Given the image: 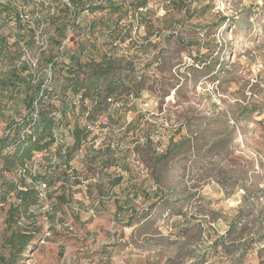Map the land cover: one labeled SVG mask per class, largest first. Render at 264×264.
Listing matches in <instances>:
<instances>
[{
  "label": "rangeland",
  "instance_id": "rangeland-1",
  "mask_svg": "<svg viewBox=\"0 0 264 264\" xmlns=\"http://www.w3.org/2000/svg\"><path fill=\"white\" fill-rule=\"evenodd\" d=\"M21 3L48 38L52 18L71 19L72 0ZM124 4L110 18L119 39L111 80L128 83L135 110L103 122L118 124L132 150L141 182L132 210L100 203L104 187L92 198L73 190L59 212L50 201L32 209V236L18 252L7 244V199L0 264H264V0ZM82 12L84 27L91 16Z\"/></svg>",
  "mask_w": 264,
  "mask_h": 264
},
{
  "label": "trees",
  "instance_id": "trees-1",
  "mask_svg": "<svg viewBox=\"0 0 264 264\" xmlns=\"http://www.w3.org/2000/svg\"><path fill=\"white\" fill-rule=\"evenodd\" d=\"M125 1L121 0L118 5L111 3L109 0H100L104 4L103 7H95L88 4L89 2L72 0V8L64 11L71 15V19L61 20L58 16L52 18L51 28L53 35L50 38L46 36V48L43 51H39V53L35 44V31L39 30L38 26L40 25L27 14L32 27L20 20L18 8L22 4V0H3L0 2V122L5 124L3 131L9 130L10 132L9 136H0V206L7 199H10L5 225L10 232L7 244L11 249L18 252L25 250L32 236L30 230H32L34 225L32 221L34 212L32 209L36 208L40 203L51 201L52 199V192H48V182L44 181L43 178H41L43 181H37V175L34 174L40 161L31 162L33 153H40L51 147L53 143L59 142L57 141L58 137L53 136L51 131L55 109L51 102H69V99L65 96L68 93L71 96L80 95L81 100L88 99L94 103L93 106L99 108V104L103 100L116 95L122 89L126 95L124 100H128V95H132L133 99V92L128 83L122 81L120 86H123V88L121 89L111 80L113 64L116 61L114 58L119 53L117 48L111 50V44L113 42L117 43L119 39L114 36V27L110 18L112 13L121 10L125 5ZM144 6L145 1H139L136 3L135 8H144ZM76 11H83L82 15L86 13L89 16L94 14L95 11H99L103 12L104 15L98 18L92 16L95 18L92 25L89 27L85 24L83 27V18H80V15L77 17ZM78 18L81 20L80 26L76 23ZM114 22L117 23V20ZM5 30L7 33H5ZM71 32H77L76 36L81 38L86 33L89 35L95 33L105 34L107 41L104 44L106 48L103 57L98 58V61L93 59L88 61V59L83 60L73 56L67 58L68 49L62 44L66 39V34ZM80 37H72L73 40L78 39L76 42L77 50L80 52L95 50V45H87L86 40L84 41ZM49 44L51 45L50 48H48ZM30 48L35 50L32 52ZM107 49L109 53H107ZM22 50L37 55L36 72L38 80L36 83H32L31 73L22 60ZM59 58L69 59L72 64L59 63ZM130 71H133V69H130ZM47 72L49 76H47ZM59 87L60 89L57 90ZM4 92H7V95L4 96ZM40 94H42V97ZM119 100L121 102L124 101L120 97ZM34 103L40 106L37 119L33 124H18L17 121L33 108ZM19 107H22L23 111ZM132 108L135 110V105ZM82 110H78L80 116L83 114ZM90 113H87V118L91 116ZM93 114L95 115L96 111ZM96 118L88 122L90 123L89 126ZM38 123H40L39 132L34 133ZM25 130L27 131L21 138ZM87 130L88 126H85L84 132ZM81 131L82 128L73 130V133H75L74 146L79 143ZM171 147V143H169L166 154ZM8 151L11 152L8 153ZM10 175L12 176L11 178ZM63 176L66 177L65 184L67 185L76 180L73 170L67 169ZM27 181L33 184L30 185ZM40 184H45L46 186L43 191V198H39ZM65 186L62 185L61 188L64 189ZM243 188L247 190L245 186ZM133 190L135 191V189ZM135 192L138 193V190ZM143 192H145L144 196L148 194L146 190ZM129 195L127 193L126 202H124V205L129 206L118 208L119 211L132 210L131 199L134 196L129 198ZM65 198L63 193L57 197L59 202L67 205ZM53 205L51 201V207ZM231 227L233 228V225Z\"/></svg>",
  "mask_w": 264,
  "mask_h": 264
},
{
  "label": "crops",
  "instance_id": "crops-1",
  "mask_svg": "<svg viewBox=\"0 0 264 264\" xmlns=\"http://www.w3.org/2000/svg\"><path fill=\"white\" fill-rule=\"evenodd\" d=\"M88 2V4H91L90 0ZM94 14H92L91 18L88 20L87 26L89 27L95 19L92 17ZM80 22L81 20L78 18L76 23L79 25L81 24ZM5 33H7L6 30ZM77 40V38L73 40L72 37H69L67 58L73 56L74 58L78 57L83 60L88 59L89 61V59H93L94 61H98L103 57L106 48L104 44L107 41V36L105 34L95 33L89 35L86 33L83 36L82 40H86L87 45H95V50L90 52L87 50L83 52L77 50ZM58 62H62L65 65L72 64L71 60H65V58H59ZM59 89L60 87L57 90ZM3 95H7V92H4ZM65 96L69 99V102H51L55 108L53 112L54 123L51 131L53 136L55 135L58 137L57 141L59 142L53 143L47 150H43L37 154L35 153L36 160L40 161V163L36 171H34V174L37 175V181L44 180L48 182V192H52L51 201L54 204L53 211L59 212L60 205H64L57 199L62 193L66 197V201L69 200L68 196L73 190L78 192L87 190L85 194L87 197L92 198L94 194L92 190L93 187L96 186L104 187L100 189V203L104 204L105 200H111L114 208L110 205L107 206L114 211L129 206L124 205L127 193L130 194L129 198H131V196L135 198L139 194L135 192V186H138V184L141 186V182L138 183V177L134 176L132 167L128 164L130 158L133 157L132 150L127 146L123 147L120 142L118 133L122 128L118 124L108 127L109 125H105L103 121L110 119L114 121V123H118L119 113L122 109L126 110V108H129L127 111H134L132 106L135 100H124L122 102L123 107L118 109H115L112 105L108 104L106 100H103L102 103L99 104V108H97V106H93L94 103L90 100H81L80 95L71 96L66 93ZM79 109H83L82 116L78 113ZM94 110L96 111L95 115L93 114L95 112ZM88 112H91V116L87 118ZM92 117H100L101 125L98 128H90L84 132V127L88 126L89 128L90 123L88 122L94 119ZM4 126L5 124L0 122V136L3 133ZM75 128H82L77 146H74L75 133H73V130ZM39 129L40 123H38L34 133L39 132ZM118 142H120L121 147L113 148V144H118ZM10 152L11 151H8V153ZM67 169L73 170L76 175V180L69 183V185L65 184L66 177L63 176V173H65ZM11 177L10 175V178ZM41 178H43V180ZM142 182H146V179H142ZM27 183H30V181H27ZM32 184L33 183H30V185ZM62 185H66L64 189L61 188ZM122 187H124V189ZM133 189H135V191ZM122 193L123 197L121 196ZM113 195L117 197H113ZM134 198L131 199V202L134 201Z\"/></svg>",
  "mask_w": 264,
  "mask_h": 264
},
{
  "label": "built area",
  "instance_id": "built-area-1",
  "mask_svg": "<svg viewBox=\"0 0 264 264\" xmlns=\"http://www.w3.org/2000/svg\"><path fill=\"white\" fill-rule=\"evenodd\" d=\"M18 12H19L20 20L23 22H26L29 27H32V25L28 19V16L23 12L22 8L19 7ZM35 36H36L35 37V44L38 48V53H39V51H43L46 48V36H44L40 30L35 31ZM22 60L27 65V67L31 73L32 83H36L38 80V75L36 72L37 55L30 54L29 52L22 50ZM47 76H49L48 72H47ZM40 96L42 97V94H40ZM43 99H45V97H43ZM128 100H132V95H128ZM106 102L108 104L112 105L115 109H118L122 106L121 100H119V98H117L116 95L111 96L108 99H106ZM39 110H40V106L37 103H34L33 108L26 115H24L20 120H18L17 123L18 124H22V123L33 124V122L37 119V114H38ZM100 125H101V119H100V117H98L95 120H93V122L91 123V125L89 126L88 129L98 128ZM26 131L27 130H25L22 133L21 138H23V135L25 134ZM9 135H10L9 130H4L1 136L5 137V136H9ZM31 162L36 163V157H35L34 153L32 154ZM45 188H46L45 184H40L39 198H43V196H44L43 191L45 190Z\"/></svg>",
  "mask_w": 264,
  "mask_h": 264
}]
</instances>
